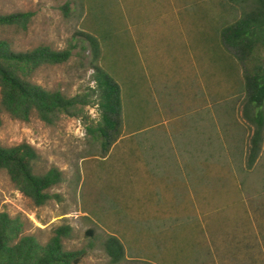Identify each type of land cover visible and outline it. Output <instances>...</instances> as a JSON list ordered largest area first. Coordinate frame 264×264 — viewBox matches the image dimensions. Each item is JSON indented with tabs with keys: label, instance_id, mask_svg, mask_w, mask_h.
<instances>
[{
	"label": "rangeland",
	"instance_id": "1",
	"mask_svg": "<svg viewBox=\"0 0 264 264\" xmlns=\"http://www.w3.org/2000/svg\"><path fill=\"white\" fill-rule=\"evenodd\" d=\"M230 5L0 0L2 14H33L26 30L0 28L15 50H70L65 63L39 69L36 83L92 102L96 63L122 100L121 134L104 156L86 130L98 118L92 103L52 125L0 110V146L27 142L41 157L38 170L63 172L53 197L35 207L0 171V212L27 219L26 233L42 243L69 225L63 242L85 251L79 264H264V134L247 169L253 127L241 78L217 50ZM111 235L123 246L119 262L105 251Z\"/></svg>",
	"mask_w": 264,
	"mask_h": 264
},
{
	"label": "trees",
	"instance_id": "2",
	"mask_svg": "<svg viewBox=\"0 0 264 264\" xmlns=\"http://www.w3.org/2000/svg\"><path fill=\"white\" fill-rule=\"evenodd\" d=\"M225 22L219 30V55L234 64L238 73L243 97V116L253 127L247 155V169L257 160L264 134V0H230ZM239 11L231 14V11ZM32 12L0 13V28L26 30L32 20ZM97 58L98 42L89 36ZM69 49H55L39 44L26 51H17L7 39H0V110L12 119L28 121L36 117L52 125L62 115H73L84 106L96 105L98 118L86 124L93 140L100 144L105 155L121 134L122 100L120 87L111 75L96 63L93 74L96 98L69 97L58 89H47L33 80L41 68L65 63ZM233 60H235L233 62ZM237 61V62H236ZM0 118V126H1ZM41 160L35 148L27 142L13 146H0V171L5 172L13 187L32 205L44 206L52 197L49 190L63 179L57 167L38 170ZM28 220L21 215L10 216L0 212V264H79L84 250H69L63 240L72 235L69 225H60L45 243L27 234ZM92 235V232H89ZM105 251L112 262L124 257L123 246L115 236L106 241Z\"/></svg>",
	"mask_w": 264,
	"mask_h": 264
}]
</instances>
